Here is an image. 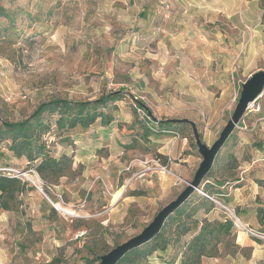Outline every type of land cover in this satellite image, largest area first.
Returning <instances> with one entry per match:
<instances>
[{
    "label": "rangeland",
    "instance_id": "374dc122",
    "mask_svg": "<svg viewBox=\"0 0 264 264\" xmlns=\"http://www.w3.org/2000/svg\"><path fill=\"white\" fill-rule=\"evenodd\" d=\"M183 1L0 0V124L21 121L54 98L124 93L109 103L110 125L77 128L62 142L48 136L56 155L74 158L73 170L56 183L13 156L0 136V170L28 183L19 210H0V264H99L106 250L140 233L193 179L202 156L192 127L163 131L157 121L188 118L211 146L242 83L264 61L233 69L227 44L215 42L214 29L208 33L206 4ZM253 3L264 7V0ZM230 153L237 169L229 167ZM262 153V127L235 130L207 176L220 184L242 176L238 184L245 183L250 199L264 181V162H254ZM258 200L264 211V197ZM217 206L210 217L231 219L234 227L219 256L203 264H264V222L254 212L240 220L242 207ZM181 251V244H171L144 264H179Z\"/></svg>",
    "mask_w": 264,
    "mask_h": 264
},
{
    "label": "trees",
    "instance_id": "16d2710c",
    "mask_svg": "<svg viewBox=\"0 0 264 264\" xmlns=\"http://www.w3.org/2000/svg\"><path fill=\"white\" fill-rule=\"evenodd\" d=\"M4 12V9L0 8V15L5 14ZM122 97L124 93L119 90L88 101L50 99L39 104L21 121H3L0 124V136L1 139L9 141L8 149L13 156L24 157L28 167L43 181L56 183L73 170L74 158L65 152L56 155L52 148L53 142L48 136L54 135L62 142L77 128L88 129L97 121L110 125L114 121V116L106 110L109 103ZM150 117L148 112V121L151 120ZM157 122L163 131H173L181 126L179 123H170L166 120ZM151 129L154 130L153 126L146 131L149 132ZM155 132L160 133L156 130ZM228 162L232 169L239 166L234 153L229 154ZM237 180L238 178L220 184L206 176L199 188L215 199L225 201L224 187L238 185ZM27 186L28 183L21 177L0 170V210H19L22 204L21 195L27 190ZM195 193L196 191L168 217L162 230L151 241L131 250L117 264H144L155 252L165 251L171 244L182 245L179 264H203L205 257H218L219 245L224 236L232 233L233 221L228 218H211L210 214L218 208L217 203L201 192H198L199 196L194 199ZM257 217L259 222H264L262 208H258Z\"/></svg>",
    "mask_w": 264,
    "mask_h": 264
},
{
    "label": "crops",
    "instance_id": "0c3cea01",
    "mask_svg": "<svg viewBox=\"0 0 264 264\" xmlns=\"http://www.w3.org/2000/svg\"><path fill=\"white\" fill-rule=\"evenodd\" d=\"M178 3L184 2L177 0ZM195 1V0H194ZM197 1V0H196ZM206 6L204 11L207 13V26L210 30H215L212 37L217 43L227 44L231 60L237 62L236 68H246L253 66L258 61H264V7L258 0H202ZM237 55V57H235ZM220 56L224 59L225 53L222 51ZM259 69V67H255ZM264 178V177H263ZM245 183L236 186L224 187V196L227 206L231 209L242 207L240 220H248L250 212H254L258 221V208L262 203L258 196L264 197V181L257 184L250 199L245 198ZM252 198V201H251ZM255 201V202H254ZM259 206V207H257ZM244 210V211H242Z\"/></svg>",
    "mask_w": 264,
    "mask_h": 264
},
{
    "label": "water",
    "instance_id": "95a60500",
    "mask_svg": "<svg viewBox=\"0 0 264 264\" xmlns=\"http://www.w3.org/2000/svg\"><path fill=\"white\" fill-rule=\"evenodd\" d=\"M263 91L264 69H259L251 73L242 83L240 95L234 111L227 124L220 132L219 137L211 146H208L203 142L197 124L194 121L188 118L166 119V121L170 123L188 124L192 127L195 143L199 154L202 156V161L196 170L193 179L188 182L187 186L179 193V195L160 209L153 220L145 226L140 233L120 244H117L108 252L101 255L99 257V264H117L127 253L151 241L162 230L168 217L184 204L196 190H198L203 180L211 171L221 148L234 133L236 125L244 117L248 105L256 100ZM126 93L129 94V92Z\"/></svg>",
    "mask_w": 264,
    "mask_h": 264
},
{
    "label": "built area",
    "instance_id": "2783aa9c",
    "mask_svg": "<svg viewBox=\"0 0 264 264\" xmlns=\"http://www.w3.org/2000/svg\"><path fill=\"white\" fill-rule=\"evenodd\" d=\"M264 96V91L262 94L253 102H251L248 105V108L246 110V113L244 117L240 120V122L236 125L235 130H241V131H247V132H253L256 133L259 131V129L262 127L264 129V104L262 102V97ZM254 162H264V153L258 155ZM244 178L240 176L237 180V183H240ZM199 192H201L203 195L209 197L216 203H219L220 201L215 199L214 197L206 194L204 191L198 189ZM259 235V233H256Z\"/></svg>",
    "mask_w": 264,
    "mask_h": 264
},
{
    "label": "bare ground",
    "instance_id": "6f19581e",
    "mask_svg": "<svg viewBox=\"0 0 264 264\" xmlns=\"http://www.w3.org/2000/svg\"><path fill=\"white\" fill-rule=\"evenodd\" d=\"M125 186L121 187L120 189H118L114 195H113V203H115L117 200H119L124 192Z\"/></svg>",
    "mask_w": 264,
    "mask_h": 264
}]
</instances>
